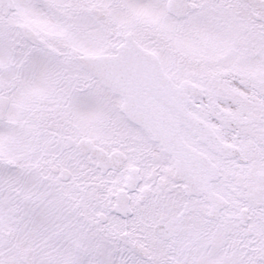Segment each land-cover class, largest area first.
<instances>
[{
    "label": "snow or ice",
    "instance_id": "1",
    "mask_svg": "<svg viewBox=\"0 0 264 264\" xmlns=\"http://www.w3.org/2000/svg\"><path fill=\"white\" fill-rule=\"evenodd\" d=\"M0 264H264V0H0Z\"/></svg>",
    "mask_w": 264,
    "mask_h": 264
}]
</instances>
